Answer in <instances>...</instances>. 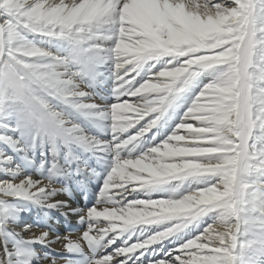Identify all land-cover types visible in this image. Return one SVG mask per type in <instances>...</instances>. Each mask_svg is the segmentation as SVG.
<instances>
[{"label": "snow or ice", "instance_id": "1", "mask_svg": "<svg viewBox=\"0 0 264 264\" xmlns=\"http://www.w3.org/2000/svg\"><path fill=\"white\" fill-rule=\"evenodd\" d=\"M53 42L57 51L45 47ZM105 67L114 100L102 106L81 85L99 82ZM188 92L171 133L132 155ZM62 106L109 119L111 140L87 134ZM74 145L113 153L114 162L96 203L81 210L82 235L55 237L65 251L87 244L102 253L90 264H264V0H0V170L13 171L4 168L7 149L30 163L39 150L44 170L0 179V217L8 198L66 207L53 199L67 192L55 179L65 174L62 152L77 159ZM186 181L194 186L185 191ZM164 189L159 199H126ZM204 217L211 223L179 238ZM170 237L180 242L154 247ZM26 239L55 242L47 230ZM0 264H17L6 246Z\"/></svg>", "mask_w": 264, "mask_h": 264}, {"label": "bare ground", "instance_id": "2", "mask_svg": "<svg viewBox=\"0 0 264 264\" xmlns=\"http://www.w3.org/2000/svg\"><path fill=\"white\" fill-rule=\"evenodd\" d=\"M45 47H51L53 51H57L58 45L56 42L52 44L45 43ZM146 70L147 66L145 67V72ZM103 71L104 76L99 79V82L93 83L88 88L83 84L81 87L82 90L92 94V99L97 105L107 106L114 100L113 81L109 78L110 69L105 67ZM145 72L141 73V77ZM208 79L210 77L201 78L204 83H207ZM196 90L198 91V87ZM193 94V92H188L177 100L175 105L168 110L152 131L142 138L140 145L132 151V155H138L147 147L159 143L168 136L179 122L180 116L183 114L184 108L190 102ZM64 110L69 114V118L79 124L87 134L95 136L101 141L111 140V121L109 119L89 118L83 113L67 107H64ZM6 151L7 155L11 156L12 159L8 162H3L4 168L12 169L13 171L0 170V179H11L17 176L23 177L29 174L35 178H39L40 175L44 174V170L39 168L41 159L39 150L36 151L35 157H33L35 163H30L22 154H17L11 149H7ZM71 151L77 159L69 161L66 159L64 152H62L58 157V161L65 174L59 175L55 179L57 187L67 188V192L58 193L53 197V199L67 201V206L53 209L25 199H6L4 204L10 210L3 217H0L4 221L3 231L0 234V255H3L6 246L11 253V259L16 261L17 264H25V262H28V264H48L45 258L46 254L48 257H56L57 259H70L71 264H90L93 255L102 254L100 252H93L87 244L83 246L81 251L68 252L63 248L65 241L62 239L55 240V237L63 238L71 236V238L75 239L82 235V232L86 229L87 222L79 220V216L82 214L81 210H86L96 203L103 179L114 162L113 153L97 154L80 145L72 146ZM28 155L31 156L32 153L29 152ZM75 169H79L78 174H69L71 170ZM190 186H194V184L191 181H186L182 185V188L186 191ZM165 194H167V189L152 192L144 190L130 192L126 196V199H146L149 196L153 199H159L161 198L159 196ZM69 209H76L77 211L73 212L69 211ZM99 220L101 227L107 225V221L103 217H100ZM207 223H211L208 217H204L199 222L194 221L178 236L180 239H186L190 235L199 232ZM26 225L30 226L28 230H25ZM44 230L49 232L51 238L55 241L54 243L44 245L31 243L26 239L33 233L39 234V232ZM156 230H158V226L156 225L148 226L147 228L148 232ZM92 234H95V231ZM127 236L128 233H125L120 239H117L112 248L120 246ZM136 238V235L131 236V240H135ZM243 238L242 236L241 239ZM131 240H129V243ZM178 242L180 241L177 237H170L154 247L167 251ZM106 251H111V248L106 249ZM33 253L36 255H33ZM162 254L163 252L160 253V255Z\"/></svg>", "mask_w": 264, "mask_h": 264}]
</instances>
